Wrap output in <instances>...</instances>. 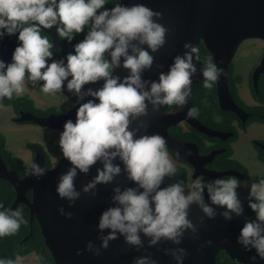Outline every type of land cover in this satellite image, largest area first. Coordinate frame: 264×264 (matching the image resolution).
I'll use <instances>...</instances> for the list:
<instances>
[{
    "label": "clouds",
    "instance_id": "1",
    "mask_svg": "<svg viewBox=\"0 0 264 264\" xmlns=\"http://www.w3.org/2000/svg\"><path fill=\"white\" fill-rule=\"evenodd\" d=\"M0 0V41L5 36H16L17 46L11 62L0 58V100L22 95L26 84H40V91L54 95L66 89L76 97L75 122L64 124L59 135V147L71 167L60 175L56 192L69 206L81 197L76 189L78 171L89 173L97 162V175L83 186V193L97 195L98 185L111 184L116 177L126 174L135 187L113 188L111 197L115 206L108 207L99 217V247L93 241L87 251L96 256L108 249L110 242L123 236L125 243L144 248L142 235L149 238V247L162 240L177 245L164 249L176 264H185L187 250L179 247L189 230L193 238L197 226L189 218L196 204L205 217L214 219L219 214L226 221L244 214V205L236 178H216L205 181L202 176L191 180L175 178L177 167L170 158L166 139L159 133L140 134L132 124L148 115L149 105L156 111L165 106H184L192 96L193 77L198 71L203 76V87L211 89L224 74L212 56L201 60L200 49L191 42L184 43L186 51L174 57L167 72H160L158 80L144 79L143 74L154 64V55L167 42L169 32L162 23L163 14L144 4L125 5L117 0ZM55 29V34L71 43L76 36L84 38L73 45V51L59 59L54 57L55 45L42 31ZM146 45L147 47H143ZM150 49V51H149ZM202 64L197 67V64ZM123 67L128 74H114ZM103 81L93 89L86 85ZM85 97L92 99L85 101ZM199 111L189 108L188 118H196ZM119 158L123 163H114ZM48 169L32 163L29 174L37 180ZM166 178H168L166 180ZM177 179V182H171ZM207 193V202L205 199ZM217 206L222 209L218 213ZM248 207L255 212L254 220H245L236 240L244 250H255L251 257L264 260V179L249 186ZM59 213L68 219L72 212L59 207ZM28 221L19 208L0 203V237L15 235ZM105 230H109L105 235ZM213 246L205 241L199 251ZM0 264H26L19 254L0 257ZM132 264H158L151 254L134 258Z\"/></svg>",
    "mask_w": 264,
    "mask_h": 264
},
{
    "label": "water",
    "instance_id": "2",
    "mask_svg": "<svg viewBox=\"0 0 264 264\" xmlns=\"http://www.w3.org/2000/svg\"><path fill=\"white\" fill-rule=\"evenodd\" d=\"M125 5L144 4L154 11L163 14L159 20L169 32L166 36V44L154 55V64L150 70L143 74L144 79L158 80L160 72H167L173 63L174 57L186 51L184 43L191 42L200 47L203 43L209 54L213 57L218 67L224 69V74L218 79L217 94L218 103L223 111L234 112L245 122L249 115L246 114L234 101L229 88V73L231 65L242 45L248 40H261L264 42V0H122ZM52 36L55 45L54 57L56 58L60 46V38L53 30H44ZM1 58L6 62H11L12 53L17 46L13 36H5L0 41ZM143 47H147L144 45ZM73 51L72 42L69 43L68 52ZM150 51V49H149ZM124 77L128 74L123 67L115 70V73ZM264 77V57L258 67L253 72V82L257 90L260 77ZM202 79L203 76L197 73L193 77L192 96L181 110L169 113V106L156 111L149 105L148 115L140 117L132 124V128L139 127L140 121L144 122V127L140 128V134L159 133L166 139L167 148L182 161L188 162L196 169V175H205L216 179L225 176H235L244 180L246 175L235 171L213 173L204 169L206 164L211 163L220 152H214L207 157L199 155L198 147L192 143L184 142L173 138L169 134V128L186 123L190 127L200 131L209 137L225 138L232 134H225L214 131L203 125L197 118H188L187 111L193 107L194 81ZM43 83V82H40ZM103 81L96 84L86 85L85 89L101 87ZM59 94L64 95L72 103L71 108L65 113H52L46 117H40L30 112H22L18 118L19 123H33L41 128H48L54 131H63L64 124L71 119L75 122L76 107L74 103L76 97L66 89ZM92 97H85V101ZM45 166L46 158L40 149L39 154L33 163ZM120 164L122 161L117 158L114 161ZM71 167L70 162L64 157L48 169L47 174L41 179L31 176L29 171L24 178L19 177L16 171H8L6 165L0 157V179L11 183L17 193V198L12 206L18 208L20 204H26L30 210L31 227L37 220L46 246L50 250L55 264H132L134 258L151 254L158 264H176L170 255H165L164 249L175 248L177 245L170 241L162 240L155 246L149 247V238L142 235L144 248L139 251L135 246L125 243L123 236L111 241L108 249H102L101 255L96 256L87 251L86 245L93 241L97 247L100 246L99 229L97 227L99 217L108 207L115 206L111 197L113 188L119 185L122 189L135 187L134 182L128 180L126 174H121L108 185H98L97 195L83 193L82 188L89 183L96 175L97 168H102L103 164L97 162L90 168L89 173L84 174L78 171L75 179L76 189L81 191V197L71 207L66 199H61L56 192V186L60 175L67 172ZM202 168L204 171H202ZM175 178H178L177 175ZM168 178H166L167 180ZM174 180V179H173ZM27 192H32V200L26 196ZM240 199L244 209L248 204L249 189L242 186L238 189ZM207 199V196H206ZM64 206L66 211L72 212L71 219L59 213V207ZM218 213L222 211L217 206ZM204 213L199 208L192 206L189 218L197 226L196 238H193L191 231L185 233L183 242L179 247L187 250L185 264H216L221 252L226 253L238 264H253L251 257L256 255L255 250L248 252L237 243V236L243 227L245 220L243 216H234L232 221H226L219 214L214 219L205 217L204 223H200V217ZM109 230H105V235ZM33 234V231L30 235ZM30 236L27 238L29 239ZM212 240L213 246L205 247L199 251L201 245ZM258 264H264V260L257 257Z\"/></svg>",
    "mask_w": 264,
    "mask_h": 264
},
{
    "label": "trees",
    "instance_id": "3",
    "mask_svg": "<svg viewBox=\"0 0 264 264\" xmlns=\"http://www.w3.org/2000/svg\"><path fill=\"white\" fill-rule=\"evenodd\" d=\"M117 0H110L107 7H112ZM55 30V29H53ZM42 35H47L51 41L50 36L42 31ZM16 43H18L16 36H13ZM84 38L83 34L76 36V39L72 41L73 44L79 42ZM201 60L206 59L209 56V52L203 45L199 47ZM67 54V41L61 38L60 46L57 52L56 58L59 59ZM211 56V55H210ZM0 58H1V46H0ZM202 64L198 63L197 67H201ZM204 80H195L194 81V98H193V107H196L199 111L197 119L205 126L219 130V131H230L235 133V138L231 141L237 139V131L234 123L239 121L237 116L232 112L222 111L218 105L217 97V83L211 89H206L203 87ZM243 83V78L241 76H235L233 71V65L231 66L229 73V87L230 91L235 99V101L245 110L252 112L254 115L249 121V123H264V78L262 77L259 80L258 90L256 91L253 88L251 81V88L253 98L256 102V105L253 107L245 105L239 97V85ZM42 84V83H40ZM37 84V85H40ZM58 93V92H57ZM0 107H12L15 112L22 110L24 112H30L34 115L40 117L49 116L52 113H65L64 109L58 107H51L46 109L38 108L35 104V101L31 98L30 95L23 93L22 95H13L12 99H3L0 100ZM183 106L171 105L169 106L168 111L181 108ZM27 124V123H24ZM191 133L184 132L181 130L178 133V138L184 141H194L200 150L204 152H209L210 150L216 148L218 145L213 143L207 145L204 141L209 140L212 142H219L218 140L212 139L205 134L190 128ZM29 145V144H28ZM44 152V151H43ZM45 154L47 163H50L49 156ZM0 155L5 163L8 165L10 170H15L21 178L27 174V166L24 164V161L15 155H13L7 148V139L4 135L0 133ZM234 150L228 146V149L225 154L218 156L216 161L210 165V168L217 170H228L231 168L238 169L239 171L246 172L245 167L233 158ZM216 166V167H215ZM180 179H183L188 183L189 175L185 169L180 168L178 171ZM230 177H225L224 179H229ZM205 181L208 179L204 178ZM173 183L177 180L172 181ZM17 198V193L14 186L9 183L7 180L0 179V203H3L5 207L13 206ZM27 198H32V193H27ZM193 206L196 207V204ZM19 209L22 210L25 219L28 221L26 225H21L20 230L12 236L0 237V257H14L19 254L21 256H28L31 254H36L39 258V264H55L54 258L46 246L45 239L43 237L41 228L35 220L33 222V228L31 227V215L30 210L26 204H20ZM244 215L249 220L255 219V212L246 205L244 209ZM33 231V234L31 232ZM30 236L29 239H27ZM216 264H235L226 253L221 252L217 258Z\"/></svg>",
    "mask_w": 264,
    "mask_h": 264
},
{
    "label": "rangeland",
    "instance_id": "4",
    "mask_svg": "<svg viewBox=\"0 0 264 264\" xmlns=\"http://www.w3.org/2000/svg\"><path fill=\"white\" fill-rule=\"evenodd\" d=\"M245 44L240 48L232 65L236 73L243 76L245 81L247 80L240 90L241 98L246 104L253 105L250 79L254 68L261 61V56L264 53V42L249 41ZM24 93L30 95L36 106L41 109L58 107L68 111L72 106L70 100L62 94H44L40 91V85L33 87L26 84ZM13 118H15V112L12 107H0V133L6 137L7 148L13 155L20 157L26 163H30L31 152L26 147L27 144H32L43 149L53 163L56 164L62 159L63 155L58 144L61 131L41 128L33 123L18 124ZM257 141L264 142V125L253 124L247 131H241L237 142L234 144L235 158L248 169L249 179L246 183L248 186L254 181L264 179V161H260L258 152L254 147V143ZM170 158L173 160L171 156ZM191 180H193L192 177L189 178V183ZM23 257L26 264H39V258L36 254Z\"/></svg>",
    "mask_w": 264,
    "mask_h": 264
},
{
    "label": "flooded vegetation",
    "instance_id": "5",
    "mask_svg": "<svg viewBox=\"0 0 264 264\" xmlns=\"http://www.w3.org/2000/svg\"><path fill=\"white\" fill-rule=\"evenodd\" d=\"M51 30H53V29H51ZM53 31H55V30H53ZM44 32H46V31H44ZM47 33V32H46ZM49 36H50V38H51V41L53 42V39H52V36L49 34V33H47ZM60 41H61V38H60ZM249 41H257V42H259V41H261V40H248V41H246L245 43H247V42H249ZM263 42V41H262ZM244 43V44H245ZM73 44V43H72ZM243 44V45H244ZM74 45V44H73ZM242 45V46H243ZM246 45V44H245ZM68 48H69V42H67V53H68ZM242 48V47H241ZM264 57V53H263V55L261 56V60H262V58ZM261 62V61H260ZM260 64V63H259ZM258 64V65H259ZM258 65L256 66V67H258ZM232 66V65H231ZM255 67V68H256ZM255 68H254V70H255ZM231 69V68H230ZM254 70H253V72H254ZM233 71H234V75L235 76H240V75H238L237 73H236V71H235V69H234V67H233ZM253 72H252V78L250 79V82L252 81V85H253V88L256 90V88H255V86H254V82H253ZM242 78H243V83L241 84V85H239V97H240V99L242 100V102L245 104V105H247V106H250V107H253V106H255L256 105V102H255V100H254V98H253V94H252V88H251V86H250V90H251V94H252V98H253V101H254V104L253 105H248V104H246L245 103V101L241 98V95H240V90H241V88H242V86L244 85V83H246L247 82V80L245 81V78L243 77V76H241ZM263 76H261L260 77V79L262 78ZM264 78V77H263ZM259 79V80H260ZM196 80H202V79H196ZM258 86H259V82H258ZM230 88V87H229ZM257 90H258V88H257ZM256 90V91H257ZM231 92V91H230ZM232 94V93H231ZM233 96V95H232ZM217 97H218V94H217ZM233 99H234V97H233ZM234 101H235V99H234ZM236 102V101H235ZM236 104L246 113V114H248L249 115V117H248V119L245 121V122H243V120L240 118V117H238L234 112H232V113H234L236 116H237V118L239 119V121H236L235 123H234V125H235V127H236V131H237V139L235 140V141H233V142H231L234 138H235V133L234 132H230V131H219V130H215V129H212V130H214V131H218V132H222V133H225V134H232V136H230V137H225V138H223V139H221V138H217V137H210V138H212V139H215V140H218L219 142H212V141H209V140H205L204 142L207 144V145H211V144H213V143H216L218 146L216 147V148H214V149H212V150H210L209 152H204L203 150H200V148L198 147V145L194 142V141H184V140H182V139H180V138H178V133H180L181 132V130L182 131H184V132H188V133H191V131H190V128H192V127H190L188 124H186V123H181V124H179V125H177V126H173V127H170L169 128V134L173 137V138H175V139H177V140H180V141H184V142H188V143H192V144H194V145H196L197 147H198V150H199V155L200 156H203V157H207L208 155H210V154H212V153H214V152H220V153H218L217 155H216V157L214 158V160L211 162V163H208V164H206V166L204 167V169H207L208 171H211V172H213V173H221V172H226V171H235V172H239V173H241V174H244V175H246V178L244 179V180H240V179H238L237 177H235V176H225V177H230V178H236V179H238L239 181H240V183H241V185L242 186H244V187H246V188H248L249 189V186L248 185H246V183H247V181H248V179H249V172H248V169L246 168V166L244 165V164H242L241 162V164L245 167V169L247 170V173L246 172H242V171H239L238 169H235V168H231V169H228V170H217V169H212V168H210V165L213 163V162H215L216 161V159H217V157L218 156H221V155H223V154H225L226 153V151H227V149H228V146H230L233 150H234V144L237 142V140H238V138H239V133L242 131H247V129L250 127V126H252L253 124H259V125H264V123H258V122H255V123H249V121L251 120V118L253 117V113L252 112H249V111H245L237 102H236ZM218 105H219V103H218ZM220 107V106H219ZM182 108V107H181ZM181 108H178V109H174V110H172V111H168L169 113H174V112H177V111H179V110H181ZM169 109V108H168ZM221 109V108H220ZM222 110V109H221ZM223 111V110H222ZM15 112V111H14ZM22 112H24V111H22V110H19V112H15V118H13V120L16 122V123H18V124H24V123H19L18 122V118H19V116H20V114L22 113ZM225 112H231V111H225ZM197 118V117H196ZM207 127V126H206ZM209 128V127H208ZM194 129V128H193ZM211 129V128H210ZM196 130V129H195ZM198 131V130H197ZM200 132V131H199ZM207 136V135H206ZM209 137V136H208ZM254 147L256 148V150H257V152H258V158L260 159V161H264V142L263 141H257V142H255L254 143ZM28 150H30V152H31V162L30 163H26V162H24V164L27 166V173H28V171H29V167H30V165L35 161V159H36V157H37V154H39V150L41 149L39 146H36V145H32V144H27V147H26ZM168 149V148H167ZM42 151H44L43 149H41ZM168 152H169V155L173 158V161L175 162V165H176V167H177V177H178V179H180V175H179V173H178V171H179V169L180 168H183V169H185L186 170V172L188 173V175H189V178L190 177H192L193 179H195L196 177H198V176H202L203 177V179L204 178H206V179H208V180H212L211 178H209L208 176H205V175H196L195 173H196V169H195V167H193L191 164H189L188 162H185V161H182V160H180L179 158H177L173 153H172V151L170 150V149H168ZM44 153H45V151H44ZM0 157H1V155H0ZM233 158L235 159V160H237L236 158H235V155H233ZM1 160L3 161V163L6 165V167H7V170L8 171H15V170H10L9 169V167H8V165L5 163V161L2 159V157H1ZM238 161V160H237ZM239 162V161H238ZM55 166V163H53L52 161H51V159H50V163L48 164L47 163V159H46V163H45V167L47 168V169H50V168H53ZM216 167V166H215ZM204 169L202 168V171H204ZM19 175V174H18ZM27 175V174H26ZM20 177V176H19ZM25 177V176H24ZM23 177V178H24ZM225 177H221V178H225ZM174 180H177V179H174ZM174 180H172V181H174ZM205 180V179H204ZM171 181V182H172ZM188 183H189V180H188ZM28 193V192H27ZM32 193V192H31ZM26 196H27V194H26ZM206 196H207V193L205 192V199H206ZM29 199V198H28ZM29 200H32V198L31 199H29ZM206 202H207V199H206ZM196 207L197 208H199V206L198 205H196ZM235 264H238V263H236L235 262Z\"/></svg>",
    "mask_w": 264,
    "mask_h": 264
}]
</instances>
